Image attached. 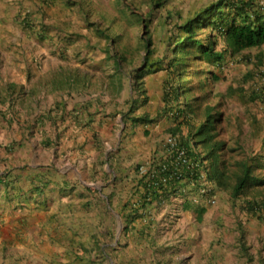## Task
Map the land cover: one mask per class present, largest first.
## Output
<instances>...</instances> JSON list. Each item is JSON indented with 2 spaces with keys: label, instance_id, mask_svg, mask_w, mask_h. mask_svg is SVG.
<instances>
[{
  "label": "rangeland",
  "instance_id": "1",
  "mask_svg": "<svg viewBox=\"0 0 264 264\" xmlns=\"http://www.w3.org/2000/svg\"><path fill=\"white\" fill-rule=\"evenodd\" d=\"M207 1L0 0V98L3 99V85L8 83L10 78L24 81V84H22L25 89L24 93H28L29 90L33 91L23 95L22 98H19L17 94L12 98L15 99L14 102L11 100V102L0 104L1 109L7 107L10 110L11 120L14 121L13 124L17 127L16 130L13 127L16 134L11 136L9 144L13 170H10V176L7 175L5 189L1 190L0 188L1 196L4 191L7 193V200L1 199L2 197L0 196V217L5 216L8 220L7 224L12 226L11 229H6L7 227L0 225V258L5 259L7 254L13 257L18 253L14 259L17 257L22 261L26 256L30 258L32 253L46 255L51 253L59 260L53 259L51 263L46 262V264H90L89 261H93V264H102L98 261L100 258L96 259L94 256L89 257L85 254L81 250L80 245H76V247L79 246L76 253L81 254L82 252V254L76 255V258L72 260H66L64 257H60L58 252V248H64V245H50L46 239L43 241L40 238L39 232L35 233V229H37L36 221L40 214L38 212L46 211L49 206H46L47 209H40L38 198H34L35 196L31 195L33 192L29 188L30 184L33 186L36 183L39 184L38 179L41 178V175L38 177L33 176V180L30 183L26 168H32L34 161L50 163L45 155L49 154V149H44L43 154L37 153L35 157V153L39 151L38 141L36 140L38 134L35 132L36 117L41 110H44V112L53 110L52 106L54 103L49 97L51 94L54 97L65 95L71 100L75 99L77 107L80 104H87L88 107L86 109H90L92 104H102L103 115L112 114L117 116L120 112L118 108L120 100L114 95L117 94L118 96L121 92L123 94L122 110L126 111L131 100H142V97L137 99V95L132 91L131 84L133 80L131 74L136 68L142 69L145 67V63H143L145 53L143 45L146 38L149 36L152 47L157 51L156 55H161L169 31L176 24L177 19L189 16L197 8L207 4ZM127 5H129V8L126 7ZM85 16L87 19H85ZM139 19H142L141 23H138ZM142 21L148 26V33L146 34L142 30ZM108 54L113 57L111 59L108 58ZM115 54L123 55L124 59L120 61V64L114 62ZM19 64H23V67L19 68ZM149 70L150 66L148 65L145 72H149ZM246 71L247 68L244 66L229 64L223 71L225 81L213 85L211 93L224 92L228 85L237 86L241 76ZM145 74V76L150 74L157 76L161 80L164 78L163 71ZM143 87L147 101L139 104L135 114L145 113L155 120L154 122L167 118V116L160 113L162 102L158 84H149L148 88L145 85ZM117 90L119 91L117 92ZM102 94L107 96L102 101H98L96 96H102ZM41 95V100H34L35 96L39 97ZM211 100L215 104L220 103V98L216 96H213ZM222 110L224 114L221 126L235 133L234 124H236L237 120H240L243 123V137L241 139L244 141L242 144L246 149L257 148L259 138L257 136L253 137V133L255 128L264 127V111L257 105L243 104L238 99V96L225 101ZM107 111L108 113H106ZM17 112L20 114L25 113L28 118L25 119V117L18 115ZM158 113L161 114L160 117ZM26 123L29 125L25 128L28 132H25L22 127ZM139 125L133 126L135 130L138 129ZM10 129L11 124L8 126L9 135ZM21 130L22 132L19 133ZM47 131H50V126L47 127ZM135 132L133 131V134ZM18 136L22 138L19 141L14 140ZM258 136H263V131ZM149 139L146 138L142 141L143 146L150 143ZM116 140L117 138L112 137L111 140L102 142L101 156L105 153L107 156L109 155V152L105 151V149L111 151L115 146ZM26 145L27 156H24L23 147ZM2 152L7 154L8 151L2 149ZM86 157H92V159L86 160ZM1 160L2 157H0ZM75 161V166L73 167L75 183L86 182L87 185H92V191L93 189L96 190L95 186H99L101 182L86 180L85 177L86 173H91V177L102 173V160L100 162V158L97 155L86 154L85 158L80 161L82 162L81 165L76 159ZM86 161L89 163L86 164ZM50 164L54 165V162ZM61 167L62 171L65 172L70 169L67 164H62ZM17 177L18 180H15ZM19 188L20 191L15 192ZM91 194L87 193L85 197L91 198ZM30 195L31 197L33 196L32 199H29ZM94 199L95 196L92 194V201ZM47 201H50V198ZM233 207L228 195L221 193L217 194L216 203L213 206H207L208 210L214 209V216L217 215V212L219 213L220 208L219 217L224 228L220 231L221 235L218 244L221 243L222 245L224 243L221 236L226 233L227 240L225 243L228 249H234H232V240H235L234 236L239 237L240 230L237 225V220L239 219L243 222L242 229L245 232V242L249 247V252H251L252 247H257L255 242L252 241V237L258 234L257 230L251 229V231H248V226L246 227L245 225L246 223H255V228L262 227L263 236L264 224H258L256 219L245 213L236 212ZM94 212L92 211L89 217L90 229H87V232L85 230V233L91 234V237L99 238L94 241L101 245L102 223L96 221ZM190 219L195 221L194 215H191ZM209 219L207 213L202 221L205 222ZM2 223L3 221L0 220V224ZM14 224L22 226L18 231L22 232L23 237L24 233H30L29 235L32 238L31 242H28L29 244L26 243L25 238L17 239L12 237V235L18 236L13 231ZM251 227L254 228V225H251ZM158 234L165 236L164 229L159 230ZM7 241H9V245H6ZM3 244H5V247L1 251ZM48 245L50 247L46 250ZM154 246L155 255L153 257V254H150L149 259L151 260H148V262L145 260L142 262H129L125 260V255L119 254V257H114L113 254L112 259L108 260V263L187 264L190 261V258L179 257L182 254L180 249H176V252L172 254L174 257L171 259L169 258L170 254L165 253L167 247L164 243H158L157 246L154 244ZM219 246L217 251H219ZM258 246L260 247L261 245L258 244ZM221 247L223 248V246ZM102 248L104 249V247ZM231 250L225 255L220 254L219 258L230 259ZM158 251H160V254ZM251 254L252 256L256 255L254 253ZM28 258L24 260L23 264H31V259L28 260ZM199 258L200 256L196 258V262L199 261Z\"/></svg>",
  "mask_w": 264,
  "mask_h": 264
},
{
  "label": "trees",
  "instance_id": "2",
  "mask_svg": "<svg viewBox=\"0 0 264 264\" xmlns=\"http://www.w3.org/2000/svg\"><path fill=\"white\" fill-rule=\"evenodd\" d=\"M126 7L129 8V5ZM141 26L144 34L148 33V26L144 23ZM263 46L262 0H215L197 8L187 17H179L169 31L161 55H156L149 36L146 38L143 45L145 67L136 68L131 74L132 91L137 99L142 97V100L129 102L122 122L125 123L127 118L136 126L155 121L145 113L136 115L135 110L140 103L147 101L143 87L145 73L163 71L160 113L171 119L173 126L166 133L177 136V147L184 150V154L178 158L176 152L166 153L153 159L150 166L158 169L152 178L139 176L140 166L137 167L135 189L119 212L123 222L122 234L134 229L136 221L145 226L142 232L155 226L156 221L150 218V209L162 208L174 198L183 199V210L193 209L194 219L200 223L207 206H213L207 200L216 203L218 193L227 194L234 209L238 208L256 219L258 224H264V127L254 130L253 137L259 138L257 148L246 149L242 144L243 123L240 120L233 125L235 133L221 126L222 106L232 97L238 96L243 104L257 105L264 111ZM112 57L108 54V58ZM113 59L120 64L124 58L115 54ZM229 64L244 66L247 71L237 86L228 85L224 92L212 94V86L225 81L223 71ZM148 65L150 70L145 72ZM24 90L21 84H4L0 104L14 102L12 98L17 94L22 98L33 92L24 93ZM213 96L220 98V103H213ZM262 131L263 136H258ZM163 177L165 182H161ZM2 179L0 176V185L5 188L6 183ZM32 180L29 179L30 183ZM49 181L40 178L39 184H31V195L38 198ZM31 195L29 199L33 198ZM237 222L240 230L238 247L251 262L254 256L245 242L243 222L239 219ZM84 252L89 257L100 258L98 261L102 264H109L107 256L111 254L102 248V244L94 242ZM256 253L262 261L261 254ZM89 263L93 264V261Z\"/></svg>",
  "mask_w": 264,
  "mask_h": 264
},
{
  "label": "crops",
  "instance_id": "3",
  "mask_svg": "<svg viewBox=\"0 0 264 264\" xmlns=\"http://www.w3.org/2000/svg\"><path fill=\"white\" fill-rule=\"evenodd\" d=\"M213 1L215 0H208L207 4ZM19 65V68L23 67V64ZM3 72L5 73V71ZM9 80L10 83L24 84V81L11 78ZM149 84H158V90L162 94L163 80L150 74L144 78L146 88H148ZM42 95L39 97L35 96L34 100H41ZM106 96L102 94V96H96V99L102 101ZM49 97L54 103L52 106L53 110H47L46 112L41 110V114L39 113L36 117L35 132L39 135L36 136L39 151L35 153V157L37 153L41 155L44 153V149H49V154H45L48 158L47 161L50 163L54 162L55 166L50 163L34 161L32 168H26V170L29 174L27 176L28 180L30 178L33 179V176L38 177L40 175L41 179L50 180L46 189L38 195L40 209H47L46 206L49 207L44 212H38L40 214L36 221L37 229H35V233L39 232L40 238L43 241L46 239L50 245H64V248H58L60 257L72 260L76 258V255L82 254L81 251V254L76 253L79 247H76V245H80L81 250L84 252L85 248L96 242L94 240L99 239L85 233V230L87 232V229H90L89 217L91 212L95 211L93 214L96 217V221L102 223V247L106 249L107 253L111 254V256H107L108 260L112 259L113 254L114 257H119V254H121L125 255V260L129 262H142L144 260L148 262V260H151L149 259L150 254H153V257L155 255L154 244L157 246L158 243H164L167 247L165 253L170 254L169 258L174 257L172 255L173 251L180 249L182 252L179 256L180 258H190L187 264H264V235L262 236V227L255 228V223H246L245 225L246 227L248 226V231H251V229L257 230L258 235L256 234L257 236L252 237V241L255 242L257 247H252L251 253L257 254L256 252H259L262 257L261 261L259 256L255 255L252 261L248 262L240 247H238L237 236L233 237L236 240L235 243V240H232L233 250L228 249L225 243L227 240L226 233L221 236L224 243L222 245L221 243L218 244L221 235L220 231L224 228L219 217L220 208L216 216L213 215V213L215 214L214 209L208 210L207 208L205 215L208 213L210 219L197 223L195 219V221L190 219L191 215H194L193 209L183 210V199H171L162 208L152 207L149 212L150 218L156 221V225L151 226L149 230L142 232L145 226H143L141 221H136L134 229L130 232L122 234L121 230L118 234V222L122 223L123 229V222L119 212L122 211V204L130 198L135 189L136 169L138 166L147 165L153 159L166 155L164 140L167 135L166 131L173 126L171 119L163 118L162 121L151 124H140L138 129L135 130L134 125L127 118H125V123L122 122L125 111L122 110L123 94L121 92L118 96L117 94L114 95L120 100L118 105L120 112L117 116L112 114L103 115L102 104H92L90 109H86L88 107L87 104H82L84 105L83 107L80 104L79 108L75 105V99L71 100L65 95L54 97L51 94ZM17 113L25 117V119L28 118L25 113ZM114 113L116 114V112ZM10 116L11 113L7 107L2 109L0 107V157H2L0 161V176L3 177V182L7 179V175H11L10 170H13L9 144L11 136L16 134L13 127L15 130L17 127L14 126V121L11 120ZM9 124H11L10 135L8 131ZM28 126V123L22 125L25 132H28L25 130ZM48 126H50V131H47ZM133 131H136L135 134H133ZM21 132L22 130L19 131V133ZM112 137L117 138L114 148L111 151L105 149V151L109 152V155L107 156L105 153L101 156L102 142L111 140ZM21 138V136H18L14 140L19 141ZM146 138H150V143L143 146L142 141ZM26 147L27 145L23 147L24 156H27ZM2 149L8 151L7 154H4ZM85 153L97 155L100 158V162L102 160L103 163L102 173L95 174L93 177H91V173H86V180L101 182L99 186H95L96 190L93 189V191L91 184L87 185L86 182L75 183V175L73 173L75 159L81 165L82 162L80 161L85 158ZM91 159L92 157H86V160ZM88 163L86 161V164ZM62 164H67L70 169L66 172L62 171ZM49 172L50 174H48ZM16 180H18V177ZM0 188L1 190L5 189L1 185ZM87 193H92L95 196L94 201H92V194L91 198L85 197ZM1 197V199L7 200L5 191ZM49 198L50 201H47ZM234 210L236 212L239 211L238 208ZM0 220L3 221L0 225H4L5 228L7 227L6 229H11L12 226L7 224L8 220L5 216L0 217ZM251 225H254V228ZM13 227V231L18 236L12 235V237L17 239L25 238L26 243L31 242L32 237L29 232L24 233L23 237L22 232L18 231L22 226L14 224ZM162 229H164L165 236L158 234L159 230ZM9 244V241H7L6 245ZM258 244L261 246L259 247ZM218 246L219 251H217ZM3 247H5V244L1 246V251H3ZM49 247L48 245L46 250ZM111 248H114V250H111ZM229 250H231L230 259L219 258L220 254L225 255L229 253ZM158 252L160 254V251ZM17 254L13 257L7 254L5 259L0 258V264H23L24 260L28 258L26 256L22 261L17 257L14 259ZM47 254L32 253L28 260L31 259V264H46V262L51 263L53 259L59 260L51 253ZM198 256L200 258L196 262Z\"/></svg>",
  "mask_w": 264,
  "mask_h": 264
},
{
  "label": "built area",
  "instance_id": "4",
  "mask_svg": "<svg viewBox=\"0 0 264 264\" xmlns=\"http://www.w3.org/2000/svg\"><path fill=\"white\" fill-rule=\"evenodd\" d=\"M177 143H178V140L176 137L168 136L164 141V146L166 148L165 151L167 154H171L173 152H176V153H178V158H180V156H182L184 154V150L178 149ZM156 169H158V167ZM156 169H152L150 164H148L147 166H140L138 174H139V176L148 175L146 177L152 178L154 173H156ZM161 171L164 172L162 167H161ZM162 181L165 182L166 178L163 177L161 179V182ZM207 203L214 205L215 201L210 199V200H207Z\"/></svg>",
  "mask_w": 264,
  "mask_h": 264
},
{
  "label": "water",
  "instance_id": "5",
  "mask_svg": "<svg viewBox=\"0 0 264 264\" xmlns=\"http://www.w3.org/2000/svg\"><path fill=\"white\" fill-rule=\"evenodd\" d=\"M118 224H119V229H118V234H119L121 232V230H122V223L118 222Z\"/></svg>",
  "mask_w": 264,
  "mask_h": 264
},
{
  "label": "clouds",
  "instance_id": "6",
  "mask_svg": "<svg viewBox=\"0 0 264 264\" xmlns=\"http://www.w3.org/2000/svg\"><path fill=\"white\" fill-rule=\"evenodd\" d=\"M122 87V86H121ZM168 136H172V135H170V134H167L166 135V137H165V139L168 137ZM174 137H176L177 138V136H174ZM165 141V140H164ZM150 164V163H149ZM148 165V164H147ZM147 165H142V166H147Z\"/></svg>",
  "mask_w": 264,
  "mask_h": 264
}]
</instances>
